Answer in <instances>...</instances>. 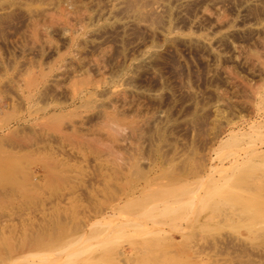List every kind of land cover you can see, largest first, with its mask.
<instances>
[{
	"label": "rangeland",
	"instance_id": "374dc122",
	"mask_svg": "<svg viewBox=\"0 0 264 264\" xmlns=\"http://www.w3.org/2000/svg\"><path fill=\"white\" fill-rule=\"evenodd\" d=\"M263 47L264 0H0V264H264Z\"/></svg>",
	"mask_w": 264,
	"mask_h": 264
},
{
	"label": "bare ground",
	"instance_id": "6f19581e",
	"mask_svg": "<svg viewBox=\"0 0 264 264\" xmlns=\"http://www.w3.org/2000/svg\"><path fill=\"white\" fill-rule=\"evenodd\" d=\"M263 48H264V47H263ZM92 142H93V141H92ZM94 144H95V143H94ZM105 144H106V143H105ZM99 146H100V145H98V147H99ZM104 146L106 147V145H104ZM104 146H103V147H104ZM109 149H110V148H109ZM104 150H106V149H104ZM107 150H108V149H107ZM51 176H52V175H51ZM53 176H54V175H53ZM53 176H52V177H53ZM52 177H51V178H52ZM11 202H12V201H11ZM80 240H81V239H80ZM179 241H180V240H179ZM74 242H75V241H74ZM28 243H29V241H28ZM68 248H69V247H68Z\"/></svg>",
	"mask_w": 264,
	"mask_h": 264
}]
</instances>
